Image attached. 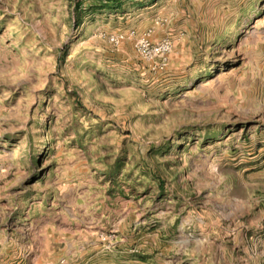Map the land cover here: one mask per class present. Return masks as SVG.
Segmentation results:
<instances>
[{"label":"rangeland","instance_id":"1","mask_svg":"<svg viewBox=\"0 0 264 264\" xmlns=\"http://www.w3.org/2000/svg\"><path fill=\"white\" fill-rule=\"evenodd\" d=\"M120 2L0 0V264H264V0Z\"/></svg>","mask_w":264,"mask_h":264},{"label":"trees","instance_id":"2","mask_svg":"<svg viewBox=\"0 0 264 264\" xmlns=\"http://www.w3.org/2000/svg\"><path fill=\"white\" fill-rule=\"evenodd\" d=\"M101 3V5L105 7H120L121 5L120 0H101Z\"/></svg>","mask_w":264,"mask_h":264}]
</instances>
